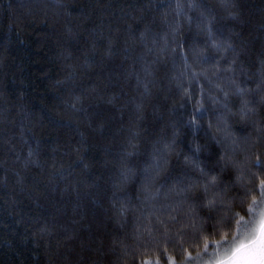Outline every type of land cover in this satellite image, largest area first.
Listing matches in <instances>:
<instances>
[{
	"label": "trees",
	"instance_id": "obj_1",
	"mask_svg": "<svg viewBox=\"0 0 264 264\" xmlns=\"http://www.w3.org/2000/svg\"><path fill=\"white\" fill-rule=\"evenodd\" d=\"M206 3L219 49L187 22L202 5L0 0V264L184 263L254 220L264 92L246 119L223 104L233 79L264 76V0ZM194 148L219 178L215 210L182 187Z\"/></svg>",
	"mask_w": 264,
	"mask_h": 264
},
{
	"label": "snow or ice",
	"instance_id": "obj_2",
	"mask_svg": "<svg viewBox=\"0 0 264 264\" xmlns=\"http://www.w3.org/2000/svg\"><path fill=\"white\" fill-rule=\"evenodd\" d=\"M173 2H175L177 5L176 13L178 16H185V5L191 8H197L198 6L202 5L205 11H201L199 16L195 17V20L192 16H187V22L189 25H191L194 22L199 21V23L196 24V27L200 31L207 33L208 42L217 49L221 47V45L214 43L215 37L212 32V21L208 19V17L211 16L212 13L207 8L206 0H173ZM221 3L226 5L230 3V0H221ZM205 12H207V15L205 14ZM185 46L186 42L185 44L181 45L182 48H184ZM180 55L184 56L185 60L187 61L188 56L186 55V53L181 52ZM204 62L207 63V60H205ZM196 75V73H193L194 78ZM232 83L235 85V87L232 89V95L237 97L238 101H227L228 92L225 91L224 96L226 102L223 104V108L226 111L231 112L229 103H232L234 107L238 103V111L242 118L246 119L251 115H255L254 109L251 107L253 100L247 99L246 97H248L249 94H254L256 92H264V76H261V83L257 86L256 89H246L244 87H241L240 85L236 84L234 79L232 80ZM216 102L220 103L219 100H217ZM260 102L264 103V96L260 97ZM196 111L200 112L201 109L198 108ZM231 114L236 115V113ZM198 119L199 117L194 115L193 119L189 121V125L193 128H199V125L196 123ZM223 130L225 132V139L218 142L227 143V141L230 139V130L226 123L223 125ZM259 130L262 133L260 138L261 140H264V126H262ZM172 146L174 147V145ZM199 151V148L192 149L191 161L188 157H185V164H190L192 168L198 170L199 174L197 175L195 173L184 172V175L191 176L192 180H194L195 183L190 180L188 183H182V187L185 192L193 189L199 190L200 195L192 200L193 204L196 203V200H199L201 208L215 210L218 204L217 197L221 192V188L218 186L219 178L217 175L213 174L214 170H208L206 168L200 167L198 163L199 156L197 155ZM253 166H259L260 170L264 171V153L256 156ZM157 167H159V165ZM168 178L171 179L172 177L169 176ZM261 186L264 187V181H261ZM122 213L123 210H121V214ZM211 218L212 217L209 216V219ZM169 219L174 226L179 223L175 216H170ZM193 219H195V217H193ZM242 221L243 218H241V221H239L238 223H241ZM160 223L164 224V221H160ZM244 227H249V225L245 224ZM146 231L148 230L146 229ZM183 232V228H180L178 229L177 235H183ZM149 235H152L150 231ZM212 243L214 242L205 240V253H207V250ZM193 259L194 258L189 255L187 257L188 264H192ZM209 259L214 260V264H264V211L259 214L258 220H255L251 223L250 231L245 234V239H239V242L235 243L234 247H232L230 250L224 252V254L222 255L217 253L215 257H209ZM171 260L172 258L169 257L170 262Z\"/></svg>",
	"mask_w": 264,
	"mask_h": 264
},
{
	"label": "rangeland",
	"instance_id": "obj_3",
	"mask_svg": "<svg viewBox=\"0 0 264 264\" xmlns=\"http://www.w3.org/2000/svg\"><path fill=\"white\" fill-rule=\"evenodd\" d=\"M264 211V194L263 196L261 197V199L259 200L257 206H256V209L254 210V220H258L259 218V214ZM253 221H248L247 223L245 224H248L249 227H244V230L242 228L240 234H239V239H245V234L250 231V228H251V223ZM244 224V225H245ZM249 228V229H248ZM248 229V230H247ZM239 239H236L235 242L233 243H230L229 245L219 249L218 251H214V252H209L203 256H199V257H194L193 261H192V264H214V260H211L209 259V257H215L217 255V253L219 254H224V252L230 250L232 247H234L235 243H238L239 242ZM156 264H162V263H156ZM175 264H188L187 261H185L184 263H175Z\"/></svg>",
	"mask_w": 264,
	"mask_h": 264
}]
</instances>
